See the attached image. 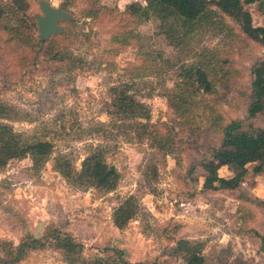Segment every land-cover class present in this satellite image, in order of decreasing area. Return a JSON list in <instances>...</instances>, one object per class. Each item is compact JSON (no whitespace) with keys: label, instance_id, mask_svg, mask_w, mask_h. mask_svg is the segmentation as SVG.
I'll use <instances>...</instances> for the list:
<instances>
[{"label":"rangeland","instance_id":"obj_1","mask_svg":"<svg viewBox=\"0 0 264 264\" xmlns=\"http://www.w3.org/2000/svg\"><path fill=\"white\" fill-rule=\"evenodd\" d=\"M28 1L32 34L39 37L33 15L41 7ZM50 1L73 13V20L60 23L82 61L34 60L31 48L5 42L0 33V102L10 108L0 122L27 143L54 145L40 164L29 155L0 169V242L18 245L36 237L42 221L43 246L19 264H184L172 252L182 238L203 243L205 264H264L253 232L264 234V174L255 176L251 164L241 188L205 190L201 166L232 120L264 126L263 115L248 117L252 68L264 59V46L216 6L181 44L180 37H167L154 12L140 19L128 9L147 0ZM246 7L254 24L264 25V2ZM183 65L207 76L182 110L170 106L169 96L182 82ZM125 85L143 103L140 112L121 107L115 88ZM139 122L157 127L145 134ZM99 150L120 172L114 190L79 177L85 158ZM240 169L224 167L220 174ZM130 196L137 214L119 228L115 209ZM56 230L72 236L80 251L59 248L52 239ZM0 251L6 257V249Z\"/></svg>","mask_w":264,"mask_h":264},{"label":"trees","instance_id":"obj_2","mask_svg":"<svg viewBox=\"0 0 264 264\" xmlns=\"http://www.w3.org/2000/svg\"><path fill=\"white\" fill-rule=\"evenodd\" d=\"M264 0H147V5L136 1L128 6L134 16L142 19L154 12L162 21L167 37L175 36L182 39L189 37L196 28L214 13L216 6L227 16L234 19L250 39L264 46V25H255L252 12L246 4H253ZM30 3L28 0H0V33H5V42L17 43L22 47L31 48L36 60L40 55L53 62L82 61L71 50V44L66 43L68 36L65 32L58 33L50 38L35 37L32 33L33 19L28 15ZM91 16V13L88 14ZM65 31V30H64ZM65 38V39H62ZM70 45V46H69ZM200 73V74H199ZM253 97L248 107V117L264 116V59L257 62L252 68ZM182 82L178 84L175 93L169 96V104L172 108L184 109L192 102L191 92L198 90L199 86L206 85L203 76L207 73L197 70L194 65L181 66ZM115 88L118 93L121 107L131 113L140 112L144 106L133 95L128 93V86ZM9 107L0 102V116H8ZM139 127L145 134L156 128L155 124L139 122ZM51 141L43 140L36 143H27L21 134L7 123L0 122V169L8 166L14 159L31 156L35 164L43 162L45 156L53 151ZM255 164L253 174H264V126L250 124L244 127L240 120H232L228 123L221 137L220 145L212 149L211 157L202 161L201 166L205 171V190L234 191L241 188L242 183L249 174V165ZM237 165L241 169L229 177L221 176L220 170L224 167ZM71 174V173H70ZM81 180H86L97 188L114 190L120 178V172L115 165L110 164L101 150L88 155L83 161ZM138 205L136 198L130 196L114 212V223L123 228L136 216ZM261 242V250L264 251V234L253 229ZM47 236V235H46ZM52 239L57 241V246L70 254H75L82 245L76 243L72 236L64 235L56 230L52 232ZM6 249L5 256L1 255L0 264H19L31 249L43 246V239L28 235L20 244L2 240L0 247ZM175 256L181 255L184 264H205L206 256L203 253V243L192 239L182 238L172 250ZM72 256V255H71ZM99 264H110L105 259H100ZM126 264H132L126 261ZM137 264H161L158 261L138 262Z\"/></svg>","mask_w":264,"mask_h":264},{"label":"water","instance_id":"obj_3","mask_svg":"<svg viewBox=\"0 0 264 264\" xmlns=\"http://www.w3.org/2000/svg\"><path fill=\"white\" fill-rule=\"evenodd\" d=\"M37 2L42 12L34 14L33 18L36 20L39 36L42 38H50L58 33H63L65 26L60 22L74 19V15L71 11L54 6L50 0H37ZM43 225L44 222L39 221L35 231L37 238L41 237Z\"/></svg>","mask_w":264,"mask_h":264}]
</instances>
